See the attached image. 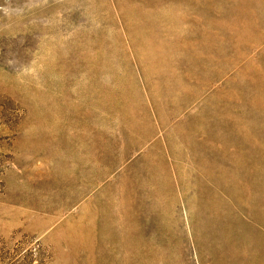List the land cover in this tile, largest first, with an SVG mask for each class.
Returning <instances> with one entry per match:
<instances>
[{
	"label": "rangeland",
	"instance_id": "obj_1",
	"mask_svg": "<svg viewBox=\"0 0 264 264\" xmlns=\"http://www.w3.org/2000/svg\"><path fill=\"white\" fill-rule=\"evenodd\" d=\"M263 208L264 0H0V264H264Z\"/></svg>",
	"mask_w": 264,
	"mask_h": 264
},
{
	"label": "bare ground",
	"instance_id": "obj_2",
	"mask_svg": "<svg viewBox=\"0 0 264 264\" xmlns=\"http://www.w3.org/2000/svg\"><path fill=\"white\" fill-rule=\"evenodd\" d=\"M234 17H235V16H234ZM235 19H236V18H235ZM243 23H244V22H243ZM242 25H243V24H242ZM245 25H246V24H245ZM247 27H248V25H247ZM250 27H251V26H250ZM241 29H242V28H241ZM245 29H248V28L245 27ZM245 29H244V30H245ZM246 32H247V30H246ZM244 33H245V32H244ZM250 33H251V32H250ZM250 33H249V34H250ZM239 34H241V33H239ZM242 34H243V33H242ZM242 34H241V35H242ZM147 35H148V34H147ZM149 35H151V34H149ZM247 35H248V34H247ZM144 36H146V35H144ZM148 37H149V36H148ZM152 37H153V35H152ZM139 38H140V37H139ZM150 38H151V36H150ZM151 40H152V38H151ZM136 41H137V40H136ZM138 41H139V40H138ZM137 43H138V42H137ZM137 43L135 42V44H137ZM140 44H141V43H140ZM138 45H139V43H138ZM139 47H140V46H139ZM241 133H242V132H241ZM245 134H246V133H245ZM238 135H239V133H238ZM241 135H242V134H241ZM243 136H244V135H243ZM223 140H224V139H223ZM241 140H242V139H241ZM220 141H221V140H220ZM227 141H228V140H227ZM227 141H226V143H225V141H224V143H225V144H228ZM243 141H245V140L243 139ZM245 142H247V141H245ZM222 143H223V142H222ZM233 143H234V142H233ZM248 143H249V142H248ZM225 144H224V145H225ZM243 144H244V143H243ZM238 145H240V144H238ZM235 146H237V143H236ZM241 146H242V145H241ZM224 147H225V146H224ZM247 147H248V145H247ZM220 148H221V150H222V146H221ZM226 149H227V148H226ZM226 149H225V150H226ZM245 149H246V150H250V149H247L246 147H245ZM245 149H243V150L245 151ZM232 150H233V149H232ZM232 150H231V152H232ZM229 151H230V150H229ZM234 151H235V150H234ZM241 151H242V150H241ZM214 152H215V151H214ZM216 152H217V151H216ZM216 152H215V153H216ZM219 152H220V151H219ZM219 152H218L217 154H219ZM226 152H228V151H226ZM238 152H239V151H238ZM238 152H235V153H238ZM246 152H247V151H246ZM215 153H214V154H215ZM221 153H222V152H221ZM221 153H220V154H221ZM223 153H224V152H223ZM233 153H234V152H233ZM233 153H231V154H233ZM243 153H244V152H243ZM217 154H216V155H217ZM220 154H219V155H220ZM224 154H225V153H224ZM236 155H237V154H236ZM243 155H245V154H243ZM232 156L235 157V154H233ZM237 156H238V155H237ZM239 156H240V155H239ZM204 157H205V156H204ZM219 157H220V156H219ZM221 157H223V156H221ZM229 157H231V155H230ZM207 158H208V157H207ZM207 158H205V159H207ZM217 158H218V157H215V159H217ZM227 158H228V157H227ZM227 158H226V160H227ZM238 158H239V157H238ZM212 159H213V158H212ZM212 159H211V162H212ZM223 159H225V158H223ZM233 159H234V158H233ZM219 160H220V159H219ZM219 160H218V161H219ZM237 160H238V159H237ZM239 160H240V159H239ZM206 161H207V160H206ZM209 161H210V160H209ZM216 161H217V160H216ZM216 161L214 160L213 163L216 162ZM223 161H224V160H223ZM223 161H222V162H223ZM227 161H228V160H227ZM234 161H236V160H234ZM203 162H204V161H203ZM213 163H211V164L214 165ZM219 163H220V162H219ZM219 163H218V164H219ZM223 163H224V162H223ZM207 164H210V162L207 163ZM216 164H217V163H216ZM229 164H230V163H229ZM229 164H228V165H229ZM234 164H235V162H234ZM204 165H206V163H205ZM222 165H223V167H224V164H221V166H220L221 168H222ZM231 165L234 166L232 163H231ZM238 165H239V164H238ZM206 166H207V165H206ZM214 166H215V165H214ZM204 167H205V166H204ZM217 167H218V166H217ZM235 167H236V166H235ZM235 167H234V168H235ZM205 168H206V167H205ZM213 168H214V167H213ZM226 168L228 169V167H226ZM209 169H210V168H209ZM209 169H208V170H209ZM215 169H216V168H215ZM222 169H223V168H222ZM237 169H238V168H237ZM203 170H204V169H203ZM211 170H213L212 167H211ZM218 170H219V168H218ZM228 170H229V169H228ZM231 170H232V169H231ZM204 171H205V170H204ZM220 171H222V170H220ZM225 171H227V170H225ZM225 171H222V172L225 173ZM232 171H233V170H232ZM237 171H239V170H237ZM237 171H235V172H237ZM206 172H207V171H206ZM209 172H210V171H209ZM209 172H208V174H209ZM228 172H229V171H228ZM228 172H227V173H228ZM230 172H231V171H230ZM215 173H216V172H215ZM227 173H226V174H227ZM218 174H219V173H218ZM218 174H216V175L218 176ZM226 174H225V176H226ZM240 174H241V173H240ZM219 175H220V174H219ZM229 175H230V173L228 174V176H229ZM213 176H214V175H213ZM220 176H221V175H220ZM220 176H219L218 178H220ZM222 176H223V175H222ZM233 176H234V175H233ZM236 176H237V175H236ZM226 177H227V176H226ZM234 177H235V176H234ZM234 177H233L232 179H234ZM238 177H239V176H238ZM241 177H242V175H241ZM216 178H217V177H216ZM224 178H225V177H224ZM224 178H223V179H224ZM236 178H237V177H236ZM242 178H243V177H242ZM227 179H228V178H227ZM214 180H216V179H214ZM235 180H237V179H235ZM238 180H240V179H238ZM241 180H243V179H241ZM220 181H221V180H219L218 183H220ZM224 181H225V180H224ZM227 181H228V180H227ZM231 181H232V180H231ZM210 182H211V181H210ZM233 182H235V181H233ZM214 183H215V182H214ZM239 183L242 184L241 182H239ZM244 183H245V182H244ZM244 183H243V185H244ZM246 183H247V182H246ZM231 184H232V183H231ZM237 184H238V183H237ZM247 184H248V183H247ZM203 185H204V184H203ZM220 185H221V184H220ZM215 186H217V185H215ZM223 186H224V185H223ZM231 186H232V185H231ZM206 187H207V186H206ZM210 187L213 188V185L210 186ZM218 187H219V186H218ZM236 187H237V185H236ZM240 187H241V186H240ZM243 187H245V186H242L241 189H243ZM248 187H249V186H247L246 188H248ZM207 188H208V187H207ZM207 188H206V189H207ZM246 188H245V189H246ZM204 189H205V188H204ZM231 189H232V188H231ZM245 189H244V191H245ZM249 189H250V188H249ZM207 190H208V189H207ZM207 190H206V191H207ZM211 190H212V189H211ZM226 190H227V189H226ZM234 190L238 191L236 188H235ZM206 191H205V192H206ZM227 191H228V190H227ZM239 191H242V190H239ZM252 191H253V190H252ZM207 192H208V191H207ZM207 192H206V193H207ZM209 192H210V191H209ZM231 192H232V191H231ZM246 192L248 193L249 191L247 190ZM206 193H205V194H206ZM211 193H212V192H211ZM215 193H218V192H215ZM240 193H241V192H240ZM243 193H244V194H243ZM243 193H242V194H243V196H244V195H245V192H243ZM250 193H251V191H250ZM207 194H208V193H207ZM207 194H206V195H207ZM227 194H228V193H227ZM203 195H204V194H203ZM209 195H210V194H209ZM240 195H241V194H240ZM249 195H250V194H249ZM249 195H248V196H249ZM209 197L211 198V196H209ZM234 197H235V196H234ZM252 197H254V196H252ZM204 198H205V197H203V200H204ZM231 198H233V197H231ZM240 198H241V196H240ZM249 198H250V196H249ZM206 199H207V198H206ZM206 199H205L203 202H205ZM219 199H220V198H219ZM238 199H239V198H238ZM244 199H246V198H244ZM249 200H250V199H249ZM249 200H248V201H249ZM207 201H209V200H207ZM246 201H247V200H246ZM248 201H247V203H249ZM251 201H252V200H251ZM214 202H215V201H214ZM217 202H218V201H217ZM239 202H240V200H239ZM212 203H213V202H212ZM237 203H238V202H237ZM259 203H260V202H259ZM210 204H211V203H210ZM238 204H239V203H238ZM206 205H207V204H206ZM214 205H215V204H214ZM243 205H244V204H243ZM245 205H246V204H245ZM204 206H205V205H204ZM211 206H212V205H211ZM238 206H239V205H238ZM247 206H248V205H247ZM249 206H250V205H249ZM209 207H210V206H209ZM260 207H262V206L260 205ZM204 208H205V207H204ZM206 208H207V207H206ZM206 208H205V209H206ZM244 208H247V207H244ZM212 209H213V208H212ZM218 209H219V208H218ZM263 209H264V208H263ZM216 210H217V209H216ZM261 210H262V209H261ZM203 211H204V210H203ZM248 211H249V209H248ZM257 211H259V210H257ZM210 212H211V211H210ZM246 212H247V211H246ZM250 212H251V211H250ZM263 212H264V211H263ZM215 213H216V212H215ZM253 213H254V212H253ZM204 214H205V213L203 212V216H204ZM248 214H249V212H248ZM250 214H251V213H250ZM260 214H261V213H260ZM205 215H206V214H205ZM207 215H208V213H207ZM216 215H217V213H216ZM263 215H264V214H263ZM208 216H209V215H208ZM215 217H216V216H215ZM261 217H262V216H261ZM203 218H204V217H203ZM206 218H207V217H206ZM211 218H212V217H211ZM215 220H216V219H215ZM217 220H218V219H217ZM213 222H214V221H213ZM216 222H217V221H216ZM207 224H208V223H207ZM214 224H215V223H214ZM212 226H213V225H212ZM217 226H218V225H217ZM203 227H205V226H203ZM206 227H207V226H206ZM209 228H210V227H209ZM213 228H214V226H213ZM222 228H223V227H222ZM246 228H247V227H246ZM206 229H207V228H206ZM234 229H235V228H234ZM238 229H239V228H238ZM212 230H213V229H212ZM246 230H248V229H246ZM237 231H238V230H237ZM241 231H242V230H241ZM253 231H254V230H253ZM256 232H257V231H256ZM236 233H237V232H236ZM242 233H243V232H242ZM253 233H254V232H253ZM217 234H218V233H217ZM234 236H235V235H234ZM252 237H253V234H252ZM262 237H263V236H262ZM249 238H250V237H249ZM200 239H201V238H200ZM260 239H261V238H260ZM230 240H231V239H230ZM253 240H255V238H254ZM253 240H252V241H253ZM262 240H264V239L262 238ZM214 241H215V240H214ZM217 241H219V240L217 239ZM223 241H224V239H223ZM233 241H234V240H233ZM263 242H264V241H263ZM217 243H218V242H217ZM226 243H227V242H226ZM231 243H233V242H231ZM246 243H247V242H246ZM255 243H256V242H255ZM239 245H240V244H239ZM263 245H264V243H263ZM224 246H226V245H224ZM254 247H255V245H254ZM258 247H260V246H258ZM262 247H263V246H262ZM225 248L227 249L228 247H225ZM232 248H233V247H232ZM243 248H244V247H243ZM256 248H257V247H256ZM222 249H223V248H222ZM229 249L231 250V248H229ZM244 249H246V248H244ZM257 249H258V248H257ZM263 249H264V248H263ZM258 250H259V249H258ZM213 251H214V250H213ZM225 251H226V250H225ZM205 252H206V251H205ZM214 252H215V251H214ZM221 252H222V251H221ZM231 252H232V251H231ZM245 252H246V251H245ZM263 252H264V250H263ZM203 253H204V251H203ZM212 253H213V252H212ZM222 253L224 254V251H223ZM226 253H227V252H226ZM226 253H225V254H226ZM229 253H230V252H229ZM251 253H252V252H251ZM261 253H262V252H261ZM214 254H215V253H214ZM236 254H238V253H236ZM236 254H235V252H234V255H236ZM215 255H216V254H215ZM230 255H231V254H230ZM238 255H239V254H238ZM256 255H257V254H256ZM208 256H209V255H208ZM223 256H224V255H223ZM225 256H227V255H225ZM225 256H224V257H225ZM239 256H240V255H239ZM242 256H244L243 253H242ZM253 256H254V255H253ZM258 256H259V255H258ZM258 256H257V257H258ZM204 257H206V256H204ZM217 257H218V256H217ZM224 257H223V260H224ZM245 257H246V256H245ZM262 257H263V256H262ZM215 258H216V257H215ZM215 258H214V259H215ZM218 258H219V257H218ZM229 258H230V257H229ZM235 258H237V257L235 256ZM240 258H241V257H240ZM232 259H233V258H232ZM241 259H242V258H241ZM209 262H211V261H209ZM217 262H219V260H218ZM223 262H224V261H223ZM261 262H262V261H260V263H261ZM263 262H264V261H263Z\"/></svg>",
	"mask_w": 264,
	"mask_h": 264
}]
</instances>
